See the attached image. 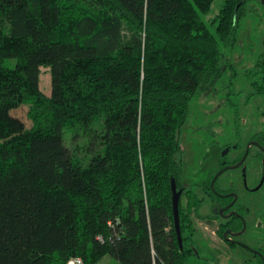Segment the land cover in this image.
<instances>
[{"label": "trees", "instance_id": "1", "mask_svg": "<svg viewBox=\"0 0 264 264\" xmlns=\"http://www.w3.org/2000/svg\"><path fill=\"white\" fill-rule=\"evenodd\" d=\"M258 3L0 0V264H187L196 255L192 214L203 217L205 199L182 183L181 135L192 101L238 78L232 54ZM249 78L252 95L264 96V54ZM41 98L47 121L28 129L15 111ZM67 128L78 148L101 150L86 169ZM173 178L188 196L183 248Z\"/></svg>", "mask_w": 264, "mask_h": 264}, {"label": "rangeland", "instance_id": "2", "mask_svg": "<svg viewBox=\"0 0 264 264\" xmlns=\"http://www.w3.org/2000/svg\"><path fill=\"white\" fill-rule=\"evenodd\" d=\"M254 8L255 11L241 23L239 41L232 54L240 72L235 83L217 93L196 97L191 103L181 135L184 151L182 183L186 189L206 198L200 209L204 217L210 213L211 205L203 185L222 172L217 181L218 188L234 190L238 195V205L249 209L245 212L247 232L240 239L246 245L261 248L264 247V188L253 193L250 189L258 186L264 174V157L258 158V148L253 147L245 164L237 168H222L223 161L233 163L240 152L238 147H247L254 135L264 133V97L252 95L249 78L264 54V6L258 3ZM217 11L216 1L209 18ZM41 89L46 96L52 93V76L47 68L42 69ZM15 114L27 123L29 129L33 124L46 123L49 107L41 98L38 104L22 106ZM65 137L78 168H88L90 160L101 151L78 148L73 142L72 129H66ZM186 201L184 196L183 204ZM194 222L200 255L190 258L187 264H247L255 260L254 253L244 246L229 249L216 222L199 217ZM254 235L258 236L256 241Z\"/></svg>", "mask_w": 264, "mask_h": 264}, {"label": "flooded vegetation", "instance_id": "3", "mask_svg": "<svg viewBox=\"0 0 264 264\" xmlns=\"http://www.w3.org/2000/svg\"><path fill=\"white\" fill-rule=\"evenodd\" d=\"M260 97H264V96H260ZM253 147L258 148L257 157L260 159H263V157H264V139L258 140L255 138V135H254L251 138L249 145L247 147H243V148L238 147L240 149V152H238V154L236 155V158L233 161V163L229 164V162L223 161L222 168L233 167V166L239 164L241 161H242V164L240 166L245 164L248 160L249 155L252 152ZM246 154H247V156L244 159V156ZM219 176H220V174H219ZM219 176L216 178V180L214 182V187H212V181L214 179L206 182L203 185L204 186L203 188L205 189V193L208 196V199L210 201L211 206H210V213L208 215H205L202 218H205V220L208 222H216L219 231L221 230L222 224L232 221L231 226L229 228L225 229L223 236H222V240L227 244L229 249L236 248V247H231V245H230L231 243L236 244L237 246L240 245V246H244V247L250 249L254 253L255 260L253 262H248L247 264H259L261 261L264 264V254L262 252V249L264 247L257 248V247L249 246V245L244 244V242L240 239L241 236L247 232L248 222L246 220L245 212L249 211V209L245 205H240V204L238 205V195L234 192V190L228 189L227 191H225V190H221L218 188L217 181L219 179ZM263 188H264V174L261 177V180H260V183H258V186L250 189V191L252 193L255 191L259 192ZM184 193H185V190L183 189L181 200L184 196L188 197L186 194L184 195ZM201 198L205 199V201H204V203H205L206 198L205 197H201ZM202 208H203V206H202ZM197 218L198 217L195 216V214L193 213L192 214V220L194 221ZM199 218H201V217H199ZM236 225H237V227H236ZM195 228H196V232H195V234H196L197 233L196 225H195ZM227 230H230L231 233H240L241 232V234L239 236H233L230 233L228 235V238H227V237H225V232ZM215 233H216V231H215ZM257 237H258L257 235H254L253 239L256 241ZM194 241H195V243L193 242L191 244V247L194 250V253H196L195 256H199L200 255V248H199L198 243H197L196 235L194 236Z\"/></svg>", "mask_w": 264, "mask_h": 264}, {"label": "water", "instance_id": "4", "mask_svg": "<svg viewBox=\"0 0 264 264\" xmlns=\"http://www.w3.org/2000/svg\"><path fill=\"white\" fill-rule=\"evenodd\" d=\"M246 156H247V154L244 156V159L246 158ZM241 164H242V161L239 164L233 166V168H237ZM227 168L228 167H226V169ZM218 176H219V174L212 181V187H214V182H215V180H216V178ZM172 190H173V208H174L175 228H176V231H177V234H178L179 243L181 245V248H183L182 231H181V220H180V202H181L183 189L178 187L175 178H173V180H172ZM230 233H231V231L227 230L225 232V237L228 238V235ZM231 234L233 236H239L241 234V232L240 233H231Z\"/></svg>", "mask_w": 264, "mask_h": 264}, {"label": "built area", "instance_id": "5", "mask_svg": "<svg viewBox=\"0 0 264 264\" xmlns=\"http://www.w3.org/2000/svg\"><path fill=\"white\" fill-rule=\"evenodd\" d=\"M70 264H83V262L81 258H73L71 259Z\"/></svg>", "mask_w": 264, "mask_h": 264}]
</instances>
